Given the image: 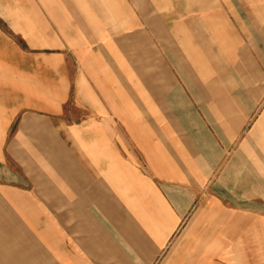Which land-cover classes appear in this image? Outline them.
Masks as SVG:
<instances>
[{
  "label": "crops",
  "instance_id": "0c3cea01",
  "mask_svg": "<svg viewBox=\"0 0 264 264\" xmlns=\"http://www.w3.org/2000/svg\"><path fill=\"white\" fill-rule=\"evenodd\" d=\"M0 264H264V0H0Z\"/></svg>",
  "mask_w": 264,
  "mask_h": 264
}]
</instances>
